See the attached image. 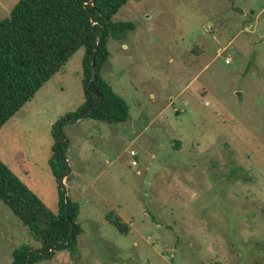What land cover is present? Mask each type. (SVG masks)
Wrapping results in <instances>:
<instances>
[{"label":"rangeland","instance_id":"rangeland-1","mask_svg":"<svg viewBox=\"0 0 264 264\" xmlns=\"http://www.w3.org/2000/svg\"><path fill=\"white\" fill-rule=\"evenodd\" d=\"M19 1L0 0V21ZM112 21L133 30L101 75L129 118L62 127L83 233L39 264H264V0H133ZM84 54L0 130V160L54 214L51 130L84 104ZM23 245L39 247L0 201V264Z\"/></svg>","mask_w":264,"mask_h":264},{"label":"trees","instance_id":"trees-1","mask_svg":"<svg viewBox=\"0 0 264 264\" xmlns=\"http://www.w3.org/2000/svg\"><path fill=\"white\" fill-rule=\"evenodd\" d=\"M133 0H20L9 17L0 21V130L25 106L39 90L80 50L82 61L81 85L84 104L79 111L66 117L85 115L71 121L91 119L108 124L126 123L129 107L106 82L102 69L109 58L108 41H120L133 30L130 23H114L113 17ZM95 80L92 82V61ZM98 92L103 105L91 93ZM66 125L63 123L61 129ZM58 129L51 130L54 140L49 160L51 172L58 184V212L52 213L0 160V201L19 219L39 244L34 251L23 245L12 253L11 264H39L52 261L59 252H77L78 238L83 233L78 224L80 205L68 199L65 203L61 181L68 173L64 163L68 140ZM68 179V178H67ZM66 179V180H67ZM68 206V211H66ZM105 219L122 235L129 226L115 211ZM72 225L74 228L72 229Z\"/></svg>","mask_w":264,"mask_h":264},{"label":"water","instance_id":"water-1","mask_svg":"<svg viewBox=\"0 0 264 264\" xmlns=\"http://www.w3.org/2000/svg\"><path fill=\"white\" fill-rule=\"evenodd\" d=\"M91 69H92V73H93V77H92V82L91 84L93 83V81L95 80V66H94V60L92 61V65H91ZM91 93L99 100V103L95 105V107H99L101 105H103V101L101 100V96L98 92H94V91H91ZM87 112V110L85 111H82L80 112L77 116H74V117H69V118H65L64 120H62L60 123H58V129L60 130L61 129V125L63 123H68V122H71L72 120L74 119H77L78 117H82L83 115H85V113ZM65 139H62V141H64ZM69 176V173H67V175L62 179L61 181V190H62V193L64 194V199H65V203L67 204L68 202V196H67V190H66V187H65V184H64V180L65 178H67ZM66 211H68V206H66ZM74 228V226L72 225V229ZM35 250L34 249H31L30 252H34Z\"/></svg>","mask_w":264,"mask_h":264},{"label":"built area","instance_id":"built-area-1","mask_svg":"<svg viewBox=\"0 0 264 264\" xmlns=\"http://www.w3.org/2000/svg\"><path fill=\"white\" fill-rule=\"evenodd\" d=\"M132 155H134V153H131Z\"/></svg>","mask_w":264,"mask_h":264},{"label":"crops","instance_id":"crops-1","mask_svg":"<svg viewBox=\"0 0 264 264\" xmlns=\"http://www.w3.org/2000/svg\"><path fill=\"white\" fill-rule=\"evenodd\" d=\"M104 79V78H103ZM105 80V79H104ZM106 81V80H105ZM107 82V81H106Z\"/></svg>","mask_w":264,"mask_h":264}]
</instances>
